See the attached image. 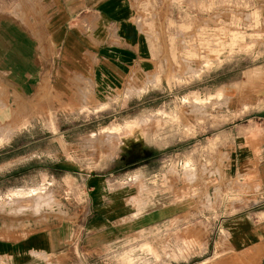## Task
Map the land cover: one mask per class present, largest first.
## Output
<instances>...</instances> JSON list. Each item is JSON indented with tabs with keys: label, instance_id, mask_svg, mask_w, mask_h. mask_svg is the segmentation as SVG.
<instances>
[{
	"label": "rangeland",
	"instance_id": "374dc122",
	"mask_svg": "<svg viewBox=\"0 0 264 264\" xmlns=\"http://www.w3.org/2000/svg\"><path fill=\"white\" fill-rule=\"evenodd\" d=\"M132 1L150 63L77 102L45 90L48 110L7 130L0 189L16 191L0 200V223L14 220L0 236L72 226L61 250L25 264H264L230 255L219 230L261 190L234 174L231 150L263 106L233 115L222 89L264 66V0Z\"/></svg>",
	"mask_w": 264,
	"mask_h": 264
},
{
	"label": "crops",
	"instance_id": "0c3cea01",
	"mask_svg": "<svg viewBox=\"0 0 264 264\" xmlns=\"http://www.w3.org/2000/svg\"><path fill=\"white\" fill-rule=\"evenodd\" d=\"M150 52L132 0H0V183L14 164L4 158L14 151L7 130L37 116L38 110H48L51 99L45 90L77 102L79 92L90 83H125L147 67ZM222 90L233 115L240 102H257L263 109L257 115L261 125L249 119L237 131L231 150L234 174L260 182L261 190L248 199L254 204L223 219L220 235L230 255L264 263V66ZM15 191L14 186L0 189V200L9 202ZM173 210L167 208L166 215ZM13 221L3 219L0 229L11 228ZM5 234L0 236V264H25L36 253L61 250L72 226L34 231L18 239Z\"/></svg>",
	"mask_w": 264,
	"mask_h": 264
},
{
	"label": "bare ground",
	"instance_id": "6f19581e",
	"mask_svg": "<svg viewBox=\"0 0 264 264\" xmlns=\"http://www.w3.org/2000/svg\"><path fill=\"white\" fill-rule=\"evenodd\" d=\"M152 248V247H151ZM127 255V254H126Z\"/></svg>",
	"mask_w": 264,
	"mask_h": 264
}]
</instances>
